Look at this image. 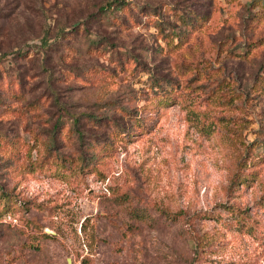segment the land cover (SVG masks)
<instances>
[{
    "label": "rangeland",
    "instance_id": "rangeland-1",
    "mask_svg": "<svg viewBox=\"0 0 264 264\" xmlns=\"http://www.w3.org/2000/svg\"><path fill=\"white\" fill-rule=\"evenodd\" d=\"M258 1L0 0V264H264Z\"/></svg>",
    "mask_w": 264,
    "mask_h": 264
},
{
    "label": "trees",
    "instance_id": "trees-1",
    "mask_svg": "<svg viewBox=\"0 0 264 264\" xmlns=\"http://www.w3.org/2000/svg\"><path fill=\"white\" fill-rule=\"evenodd\" d=\"M258 4H260L261 6H263L264 7V0H259L258 1ZM108 6H113V4H109ZM191 20L190 19H188L187 20V23H189ZM183 22H185L186 23V20L185 21H183ZM246 164V163H245ZM244 167V166H243ZM243 167H242V169H243ZM237 179H235V180H233V183L234 184H244V183H246V180L247 179H249V176L247 175V174H245V173H237ZM0 189H2V188H0ZM3 190V189H2ZM177 214H180V213H177Z\"/></svg>",
    "mask_w": 264,
    "mask_h": 264
},
{
    "label": "water",
    "instance_id": "water-1",
    "mask_svg": "<svg viewBox=\"0 0 264 264\" xmlns=\"http://www.w3.org/2000/svg\"><path fill=\"white\" fill-rule=\"evenodd\" d=\"M46 230L48 231V232H50V233H55V231L54 230H52L51 228H49V227H47L46 228Z\"/></svg>",
    "mask_w": 264,
    "mask_h": 264
}]
</instances>
